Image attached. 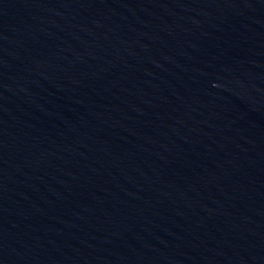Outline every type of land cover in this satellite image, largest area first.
Masks as SVG:
<instances>
[{
    "label": "water",
    "instance_id": "water-1",
    "mask_svg": "<svg viewBox=\"0 0 264 264\" xmlns=\"http://www.w3.org/2000/svg\"><path fill=\"white\" fill-rule=\"evenodd\" d=\"M0 264H264V136L0 12Z\"/></svg>",
    "mask_w": 264,
    "mask_h": 264
}]
</instances>
